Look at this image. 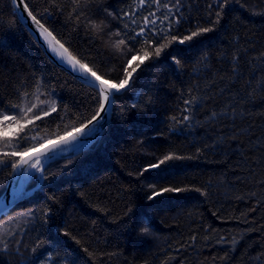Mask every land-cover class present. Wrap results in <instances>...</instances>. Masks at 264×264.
Listing matches in <instances>:
<instances>
[{"label": "trees", "instance_id": "trees-1", "mask_svg": "<svg viewBox=\"0 0 264 264\" xmlns=\"http://www.w3.org/2000/svg\"><path fill=\"white\" fill-rule=\"evenodd\" d=\"M27 2L34 14L39 13L37 18L41 23L98 75L108 72L106 79L118 75L125 59L114 46L124 38L120 10H128L133 0H81L85 15L101 25L99 29L84 21V17L79 26L68 21L74 7L72 0H56L63 12L50 0ZM210 3L212 0H183L184 19L175 26L181 34L195 30L197 22L207 20ZM150 10L155 8L140 9L138 23L130 28L139 31L140 21ZM108 12L117 18L108 16ZM156 23L159 25L160 21ZM0 27L5 31L12 28L15 33L11 47L0 51V107L20 103V92H31L35 80L42 77L44 91L54 89L58 106L66 105L67 113H62L63 120L48 124L39 134L41 139L78 126L77 118L93 115L96 108L93 89L49 59L22 23L11 0H0ZM116 31L121 35H114ZM126 45L139 47L131 40H126ZM174 50L179 65L168 55ZM261 53H264V0H237L225 9L215 31L183 45L175 44L159 58L145 61L133 74L132 90L126 88L117 94L112 127L108 130L115 131L121 108L136 103L145 111H128L130 132L121 128L118 137L103 135L86 157L75 155L47 163L49 180L42 184L50 183V186L17 203L9 211L15 219L5 227L21 233L34 228L25 233L29 250L38 238L48 242L49 236L42 234L47 229H40L39 220L33 222L32 217L19 215L35 209L39 216V210L47 204L56 219L63 222L65 230L80 241L77 244L69 237L60 236L67 249L58 252L61 264H72L77 257L76 264H264V90L260 87L264 73L259 72L264 68V58L260 57ZM234 55L239 57L236 62L232 59ZM192 96L200 98L191 113L193 119L184 124L171 120L173 116L181 118L186 107L184 101ZM226 104L235 107L234 117L208 120L212 111L219 113ZM55 116L54 113L46 120ZM197 148L203 152L198 154ZM168 151L193 159L175 161V175L168 176L158 187L170 182L190 186L192 190L166 193L155 201H146L144 197L149 190L144 184L149 173L139 177L137 173ZM88 161L92 162V168L85 172L81 164ZM158 171L153 170V176ZM0 178L7 187V170ZM197 188L201 191H195ZM48 196L55 199L48 201ZM149 204L153 205L150 209ZM142 219L145 223H140ZM3 220L7 221V216ZM142 227H149V233H143ZM9 243L7 252L2 251L0 244V264L18 261L24 264L30 251L22 248L18 256L16 246ZM84 248L92 255L84 252Z\"/></svg>", "mask_w": 264, "mask_h": 264}, {"label": "snow or ice", "instance_id": "snow-or-ice-1", "mask_svg": "<svg viewBox=\"0 0 264 264\" xmlns=\"http://www.w3.org/2000/svg\"><path fill=\"white\" fill-rule=\"evenodd\" d=\"M50 2L61 12L64 11L56 3V0H50ZM235 2L237 0H212V3L208 5L207 20L204 23L197 22L195 30L189 29L187 34H181L179 28L175 26H178L181 20L184 19L182 13L183 0H133L128 10H120L119 19L124 21V38L117 40L114 45L115 48L122 52L125 59L122 61L118 75L106 79L105 77L109 73L104 72L103 75H98V72L89 67L87 62L77 58L69 48L65 47L64 43H61L53 35V32L48 27L41 23V19L37 18L39 13L34 14L27 0H11V4L19 12L20 18L24 20L30 18L31 22L36 26L39 31L37 39L42 37L46 51L50 50L60 64L65 66L66 70L71 71L76 78L81 79L93 89L94 95L92 98L96 108L90 118H77L79 120L78 126L73 125L61 134L51 137L44 136L41 139L40 132L48 124L54 123L55 120H63L64 116L62 113H67L66 105L58 106L57 99L54 98V89L49 88L47 92L44 91L45 85L42 77L35 80L31 92L27 90L20 92V103L0 107V176L7 170L8 180L11 182L8 187L11 188L12 196V200L8 202L3 198V191H0V213L3 214L0 216V244L3 245L2 251L7 252L9 250V241H11L16 246L15 250L18 256L21 254L22 248H24L25 252L30 251L31 255L24 264H61L62 258L58 255V252L61 250L67 251V249L63 247L60 236L69 237L77 244L80 241L65 230L63 222L56 219V214L52 208L46 204L39 210V216L36 215L35 209H27L19 214L32 217L33 222L39 220L40 229H47V232H42V234L49 236L48 242L38 238L35 246L29 250L25 245V233L35 229H26L25 233H21L12 232L5 227L6 223H11L15 219L9 214L11 206L18 201L33 198L35 193L42 192L45 187L50 186V183H41L49 180L45 170V162L51 159L50 153H55L57 150L64 151L69 146H78L80 150L74 154L86 157L94 150L90 146L99 143L103 135L107 134L109 138L118 137L121 134V128L130 132L127 129L128 111L130 109H136L138 113L145 111L143 106L138 108L136 103L125 105L121 108L119 123L116 125L115 131L109 132L108 130L112 127L110 120L117 94H121L126 88L129 91L132 90L130 81H132L133 74L137 69H140L145 61L159 58L166 49L175 44L183 45L186 42L193 41L195 38L215 31L224 18L225 9ZM72 3L74 7L68 14V21L79 26L81 17H84V21L91 23L94 28L99 29L101 27L94 21H90L89 17L85 15V11L81 7V0H72ZM85 7H87V4H85ZM153 7L155 10L148 11V15L143 16L140 21L139 31L130 28V25L138 23L136 17L140 9H152ZM45 11L47 12L48 10L46 9ZM104 11H107V9H104ZM158 12L160 15H157ZM24 13L27 15L24 16ZM107 14L113 19L117 18L112 12ZM157 20L160 21L159 25L156 23ZM130 32L131 35L129 34ZM114 35L120 36L121 33L116 31ZM14 39L15 33L12 28H8L5 31L0 27V51L9 49ZM126 40H131L133 45H139V47H127ZM125 47L126 51L124 50ZM174 53L175 50L168 55L171 60L179 65L180 60L177 59ZM260 57L264 58V53H261ZM232 59L233 62H236L239 57L234 55ZM133 61H135V64H133ZM110 71L117 70L112 69ZM233 71L236 72L237 68L234 67ZM259 72L264 73V68H260ZM132 86H134V82ZM260 87L264 90V80L261 81ZM139 95L138 93L137 96ZM199 100L200 98L196 96L185 100L184 104L186 107L181 114V118L178 119L173 116L170 119L179 124L190 122L193 119L191 113L195 110ZM148 103L151 104V98H149ZM235 111L233 105L226 104L225 109L221 112L212 111L211 115L208 116V120L211 121L216 118L227 119L230 115L234 117ZM54 113L56 116L52 120H46V118L52 117ZM37 121L41 123L37 124ZM173 130L175 131V129ZM202 152L203 149L197 148L198 154ZM187 159H193V156L182 155L176 151H168L162 157H155L146 166H142L137 176H144L145 173H149V176L145 177L148 182L144 184V187L149 191L144 199L151 202L166 193L179 194L191 191L192 188L190 186H180L170 182L167 186L158 187V184L167 180L168 176L175 175L174 170L177 167L175 161ZM81 168L85 172L89 171L92 168V162L82 163ZM153 170H159L155 176H153ZM33 181H35L34 185H32ZM5 189V181L0 178V190ZM195 191L200 192L201 190L197 188ZM46 199L53 201L55 198L48 196ZM151 207L153 205L149 204L148 208L150 209ZM3 216H7V221L3 220ZM150 221L151 217L149 216L147 222L150 223ZM140 223H145V220H140ZM140 230L143 233H149L150 231L149 227H142ZM232 239L235 244L237 242L236 238L233 237ZM221 241H223V238H221ZM83 251L88 252L90 256L92 255L88 248H84ZM77 259L78 257L72 261V264H76ZM17 264H20V262L18 261Z\"/></svg>", "mask_w": 264, "mask_h": 264}, {"label": "water", "instance_id": "water-1", "mask_svg": "<svg viewBox=\"0 0 264 264\" xmlns=\"http://www.w3.org/2000/svg\"><path fill=\"white\" fill-rule=\"evenodd\" d=\"M16 12H17V14H18V16H19V18H20V15H19V12H18V10L16 9ZM27 14L26 13H24V16H26ZM21 19V18H20ZM21 21H22V23L25 25V27L29 30V32L32 34V36L36 39V41L40 44V46H41V48L44 50V52H45V54L49 57V59L52 61V62H54L57 66H59L61 69H63L64 71H66L67 73H69L70 75H72L73 77H75V75L71 72V71H69V70H66L65 69V66H62L61 64H60V62L52 55V53H51V51L50 50H47L46 51V48H45V46H44V42H43V39H42V37L41 38H39V39H37V37H39V31L36 29V26L31 22V19L30 18H28L27 20H24V19H21ZM76 78V77H75ZM76 79H78L79 81H81V82H83L81 79H79V78H76ZM84 83V82H83ZM112 113H113V109H112ZM112 117V116H111ZM110 122H111V120H110ZM92 146V145H91ZM90 146V147H91ZM69 148H71V146H69ZM68 148V149H69ZM65 150H67V149H65ZM64 150V151H65ZM79 148H77V149H75V150H72V151H70V152H68V153H63L64 151H59V150H57V152H55V153H50L49 155L51 156V159L49 160V161H46L45 163L47 164V163H49L50 161H52V160H54V159H56V158H68V157H72V156H75V154L74 153H78L79 152ZM46 166V165H45ZM10 181L8 182V184H7V187H6V190H5V192L3 193V198L4 199H6V201H8V202H10L11 200H12V196H11V188L10 187H8V185H10ZM20 201H18L17 203H19ZM16 203V204H17ZM16 204H13L12 206H11V208H10V210L16 205ZM9 210V211H10ZM3 214L2 213H0V216H2Z\"/></svg>", "mask_w": 264, "mask_h": 264}, {"label": "bare ground", "instance_id": "bare-ground-1", "mask_svg": "<svg viewBox=\"0 0 264 264\" xmlns=\"http://www.w3.org/2000/svg\"><path fill=\"white\" fill-rule=\"evenodd\" d=\"M77 148H79V147H78V146H76V147H71V148L65 150L63 153H68V152H70V151H72V150H75V149H77Z\"/></svg>", "mask_w": 264, "mask_h": 264}, {"label": "rangeland", "instance_id": "rangeland-1", "mask_svg": "<svg viewBox=\"0 0 264 264\" xmlns=\"http://www.w3.org/2000/svg\"><path fill=\"white\" fill-rule=\"evenodd\" d=\"M42 183V182H41Z\"/></svg>", "mask_w": 264, "mask_h": 264}]
</instances>
